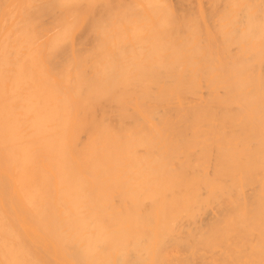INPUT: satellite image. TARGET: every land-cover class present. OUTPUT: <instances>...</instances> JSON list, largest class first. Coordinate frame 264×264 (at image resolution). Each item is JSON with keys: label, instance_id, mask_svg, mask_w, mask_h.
Wrapping results in <instances>:
<instances>
[{"label": "bare ground", "instance_id": "bare-ground-1", "mask_svg": "<svg viewBox=\"0 0 264 264\" xmlns=\"http://www.w3.org/2000/svg\"><path fill=\"white\" fill-rule=\"evenodd\" d=\"M0 264H264V0H0Z\"/></svg>", "mask_w": 264, "mask_h": 264}]
</instances>
